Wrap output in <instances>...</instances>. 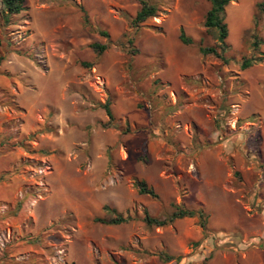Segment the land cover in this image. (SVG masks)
<instances>
[{"label":"rangeland","instance_id":"1","mask_svg":"<svg viewBox=\"0 0 264 264\" xmlns=\"http://www.w3.org/2000/svg\"><path fill=\"white\" fill-rule=\"evenodd\" d=\"M262 1L0 0V264H264Z\"/></svg>","mask_w":264,"mask_h":264},{"label":"trees","instance_id":"2","mask_svg":"<svg viewBox=\"0 0 264 264\" xmlns=\"http://www.w3.org/2000/svg\"><path fill=\"white\" fill-rule=\"evenodd\" d=\"M233 0H210L211 7L207 11L206 18H205V26L209 31L215 32V37L217 39V45L215 46H205L201 47V51L204 55L207 54H215L218 57L223 56V52L229 48L230 44L228 43L227 39L229 37V27L228 23L226 22V8ZM3 3V18L8 21L10 17L14 14L20 13L24 9H26V0H2ZM258 7L264 11V1L258 4ZM157 12V8L152 5L144 4L142 8L137 12L134 22L139 24L148 18L155 16ZM180 39L182 42L186 44H190L193 42V39L187 36L184 28L180 30ZM264 43V39L256 40L254 42L255 47H259V45ZM93 47L98 51H103L107 48V45L95 43ZM259 58V59H258ZM249 57L245 58L242 62V68L246 69L252 66L257 61H262L263 56L261 57ZM1 60V58H0ZM106 112L110 118H113V112L109 102L103 104ZM136 185L139 188V192L142 194H147L152 197L158 198L159 195L156 193L153 187L149 186L145 180H137ZM200 214V216H204L202 211H197L195 209L184 208V207H177V209L173 212V214L168 219H160L157 217L151 216L148 212L146 213L144 220L148 225H155V226H163L166 225L168 222H171L177 218H183L186 216H195L196 214ZM97 220H101L103 222L111 223V224H119L122 222L127 221V218L124 217L122 214H118L116 217L106 220L102 218H98ZM205 226V224H203ZM169 259L173 257L169 256Z\"/></svg>","mask_w":264,"mask_h":264},{"label":"crops","instance_id":"3","mask_svg":"<svg viewBox=\"0 0 264 264\" xmlns=\"http://www.w3.org/2000/svg\"><path fill=\"white\" fill-rule=\"evenodd\" d=\"M257 254V253H256ZM249 256V255H248ZM247 256V257H248ZM258 259H259V263H261V262H263V260H264V252H262V253H260L259 254V257H258ZM263 259V260H262ZM246 260H248V262L249 261H257L258 262V260H257V257L255 256V254H253V255H250V257H248V259L246 258ZM263 264V263H262Z\"/></svg>","mask_w":264,"mask_h":264}]
</instances>
